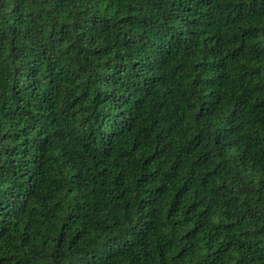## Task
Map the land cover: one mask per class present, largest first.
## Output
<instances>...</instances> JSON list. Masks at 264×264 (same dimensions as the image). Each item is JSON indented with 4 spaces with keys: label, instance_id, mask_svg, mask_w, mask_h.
<instances>
[{
    "label": "trees",
    "instance_id": "trees-1",
    "mask_svg": "<svg viewBox=\"0 0 264 264\" xmlns=\"http://www.w3.org/2000/svg\"><path fill=\"white\" fill-rule=\"evenodd\" d=\"M0 264H264V0H0Z\"/></svg>",
    "mask_w": 264,
    "mask_h": 264
}]
</instances>
